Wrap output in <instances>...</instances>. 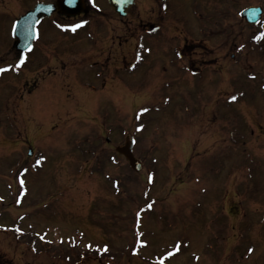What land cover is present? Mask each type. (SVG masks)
Returning <instances> with one entry per match:
<instances>
[{"label": "rangeland", "instance_id": "rangeland-1", "mask_svg": "<svg viewBox=\"0 0 264 264\" xmlns=\"http://www.w3.org/2000/svg\"><path fill=\"white\" fill-rule=\"evenodd\" d=\"M34 1L0 0V67L18 63L10 26ZM89 4V18H44L27 62L0 73V251L160 264L179 242L164 264H264V14L239 18L264 0H165L151 31L152 0L124 19ZM126 134L137 172L115 151Z\"/></svg>", "mask_w": 264, "mask_h": 264}, {"label": "water", "instance_id": "water-1", "mask_svg": "<svg viewBox=\"0 0 264 264\" xmlns=\"http://www.w3.org/2000/svg\"><path fill=\"white\" fill-rule=\"evenodd\" d=\"M108 3L120 15L124 16L129 6L134 3V0H108ZM84 0H75V4L69 6L64 0H56L55 3L38 2L32 9H29L25 14L21 15L15 22L13 28V37L16 40L17 50L23 51L27 44L33 43L35 39L31 36L25 38L26 31L35 29L38 14L49 16L53 11H58L66 15H74L80 12H86ZM262 9L260 6H248L240 11V16L244 18L247 23L253 24L259 21ZM29 25L31 27H29ZM116 151L121 154L128 162L129 166L134 171H139L142 167V161L136 158L131 150V138L126 136L123 145L117 146ZM28 155H31L29 150Z\"/></svg>", "mask_w": 264, "mask_h": 264}, {"label": "snow or ice", "instance_id": "snow-or-ice-1", "mask_svg": "<svg viewBox=\"0 0 264 264\" xmlns=\"http://www.w3.org/2000/svg\"><path fill=\"white\" fill-rule=\"evenodd\" d=\"M65 3H67L69 6H72L75 4V0H64ZM37 23H39V21H37ZM87 21H82L80 23H74V24H71V25H58V27H62V28H70L71 31L75 32L77 28H80L83 26V24H86ZM29 27H31L29 25ZM28 36H31L33 39H36L38 38V32L35 30V29H32L31 31H26L25 33V38H27ZM264 37V32L260 33L259 35H256L253 37L254 40L256 41H260L261 38ZM244 47V45H240V48L242 49ZM32 50V45L31 44H27L25 46V49L22 51L19 59H18V63H16L15 65H9L7 67H0V73H5L9 70H12V69H19L26 61V53L27 52H30ZM177 55H180V53H177ZM237 99V97L235 95L231 96L230 97V100L231 101H235ZM142 112H147L148 109L147 108H144L141 110ZM142 127V126H141ZM44 157H41L39 160L36 161L37 164H39L41 162V160H43ZM25 172L27 171V169L24 170ZM153 179V177L151 175L148 176V180L149 182H151ZM23 180H21V185H23ZM19 202V201H17ZM146 208L147 209H151L152 208V203H148L146 205ZM145 209L141 208L137 213H136V216H140L141 212H143ZM17 231H20V229H17ZM139 234V233H138ZM142 235V234H140ZM43 239V237H41ZM180 243L178 242L177 245L174 247L173 250L171 251H168L166 253L165 256H163L160 260V264H164V260L169 258V257H172L176 252H178L180 250ZM102 251H107V246L105 245V247L102 249ZM249 252L253 251V249L249 248L248 249ZM196 259H199L198 257H196Z\"/></svg>", "mask_w": 264, "mask_h": 264}, {"label": "flooded vegetation", "instance_id": "flooded-vegetation-1", "mask_svg": "<svg viewBox=\"0 0 264 264\" xmlns=\"http://www.w3.org/2000/svg\"><path fill=\"white\" fill-rule=\"evenodd\" d=\"M52 1V0H51ZM87 2V1H86ZM165 2V0H152V3H153V5L154 6H150V10L151 9H153V12L154 13H156V8H158V11H157V13H156V15H157V19L156 20H152V21H149L148 22V30L149 31H151V30H153L154 28H156V25L157 24H159V22H158V19H160V23H162V19L163 18H161L164 14H162L161 13V8H166L165 6H160L159 4H162V3H164ZM138 3V0H135V4L132 6V7H135V5ZM158 3V4H157ZM87 4V3H86ZM156 5V6H155ZM253 6H260V7H262L261 5H258V4H253ZM30 7V6H29ZM29 7H26L25 8V10L24 11H26ZM132 7H130L129 9H132ZM87 8H88V12L87 13H85V14H79L78 16H83V15H90L91 13H90V7H89V5L87 4ZM262 9V13H261V16H260V20H259V22L262 20V18H263V14H264V8L262 7L261 8ZM136 13V12H135ZM153 13V16H152V18L154 17V14ZM168 13V12H167ZM137 14H138V12H137ZM59 18H67L66 16H64V15H62V14H56ZM78 16H76V17H78ZM164 16H166V15H164ZM44 18L42 17L41 19H40V21H39V23L37 24V28H38V32H39V25H40V23H41V21L43 20ZM122 19H123V17H122ZM258 22V23H259ZM142 25V24H141ZM143 25H145V24H143ZM146 26V25H145ZM249 26H251V25H249ZM249 39H247V41H248ZM195 42V44H197L198 46H197V48H199V50H202V49H204L205 48V46H204V42H203V40H200V41H194ZM249 42H253L252 40H249ZM186 46V45H185ZM185 46L182 48V50L180 49L179 51H180V58H182V57H186V58H190L189 60L190 61H192V60H196L198 57L195 55V54H192L191 55V53H190V55L189 54H187L186 53V51H185ZM247 48L249 49V44H248V46H247ZM191 50V49H190ZM194 50V49H193ZM190 52V51H189ZM250 53L252 52V51H249ZM199 54V53H198ZM178 63H180V66H181V68H182V66H183V63H184V60L183 59H181V60H179L178 62H176V65L178 64ZM184 67V66H183ZM185 68V67H184ZM134 145V144H133ZM0 264H12L11 263V261H10V258H7V256L4 254V252L2 253L1 251H0Z\"/></svg>", "mask_w": 264, "mask_h": 264}]
</instances>
